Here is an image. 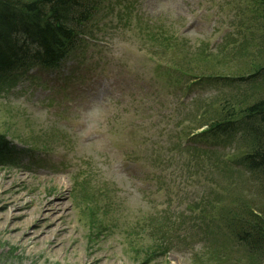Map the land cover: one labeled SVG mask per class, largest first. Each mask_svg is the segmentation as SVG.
Returning a JSON list of instances; mask_svg holds the SVG:
<instances>
[{"label":"rangeland","instance_id":"1","mask_svg":"<svg viewBox=\"0 0 264 264\" xmlns=\"http://www.w3.org/2000/svg\"><path fill=\"white\" fill-rule=\"evenodd\" d=\"M117 1L108 6L111 22L88 27L93 37L60 75L34 66L0 82V136L43 160L34 166L21 154L0 166V264H240L246 254L224 224L243 204L264 202L255 176L223 167L227 152L245 144L243 132L235 141L196 136L185 152L177 144L201 116L221 117L224 100L241 117L264 94V80L217 87L191 81L182 68L249 79L264 67V19L254 23L248 0ZM201 11L205 25L188 27ZM170 38L174 63L154 55L157 41L168 51ZM124 92L132 95L125 102ZM131 99L146 116L126 115ZM183 168L179 190L159 191L151 170L169 182ZM163 209L173 226L153 221ZM152 230L170 233L163 256L154 254Z\"/></svg>","mask_w":264,"mask_h":264},{"label":"trees","instance_id":"2","mask_svg":"<svg viewBox=\"0 0 264 264\" xmlns=\"http://www.w3.org/2000/svg\"><path fill=\"white\" fill-rule=\"evenodd\" d=\"M251 11L264 19V0L255 1ZM97 12L96 6H92L89 0H0V78L24 62L43 63L50 68L59 65L79 43L74 27H82ZM236 78L245 81L244 77ZM258 79L264 80V67L257 69L248 80ZM228 105L225 103L221 117L216 112L213 121L203 124L209 126L211 134L226 136L240 125L237 120L239 113ZM241 112L250 134L240 157L254 173L255 181L260 185L258 194L264 198V94ZM2 141L0 139V144ZM158 222L161 224L162 221ZM227 224L224 231L234 239L233 246L241 248L246 254L241 261L244 264L246 261L249 264H264V202L249 207L243 204L239 213L236 215L234 212ZM151 232L159 245L155 256L165 255L168 250L162 242L166 241L169 231ZM223 243L224 247L228 246ZM224 251L227 253L229 249ZM217 257H222V254L215 255Z\"/></svg>","mask_w":264,"mask_h":264},{"label":"bare ground","instance_id":"3","mask_svg":"<svg viewBox=\"0 0 264 264\" xmlns=\"http://www.w3.org/2000/svg\"><path fill=\"white\" fill-rule=\"evenodd\" d=\"M49 204H50V203H49ZM49 206H50V205H49ZM51 206H55L54 203L51 204ZM18 207L20 208V207H23V206L20 205V206H18ZM63 209H64V208H63ZM51 211H53V210H51ZM58 211H59V210H58ZM38 227H39V226H38ZM40 228H41V227H40ZM58 230H59V229H58ZM58 230H56V231L58 232ZM61 231H62V230H61ZM27 235H28V233H25V234H24V236H27ZM34 238H35V237H34ZM34 238H33V239H34Z\"/></svg>","mask_w":264,"mask_h":264}]
</instances>
